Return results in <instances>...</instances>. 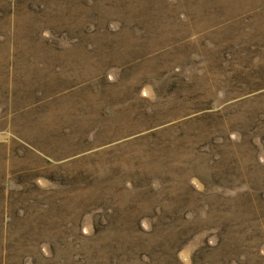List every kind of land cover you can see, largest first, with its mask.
<instances>
[{
	"label": "rangeland",
	"instance_id": "rangeland-1",
	"mask_svg": "<svg viewBox=\"0 0 264 264\" xmlns=\"http://www.w3.org/2000/svg\"><path fill=\"white\" fill-rule=\"evenodd\" d=\"M0 264H264V0H0Z\"/></svg>",
	"mask_w": 264,
	"mask_h": 264
}]
</instances>
